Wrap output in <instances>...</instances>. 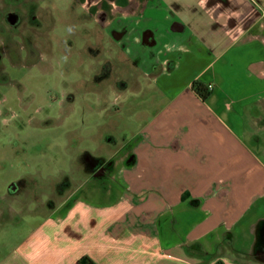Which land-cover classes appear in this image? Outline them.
<instances>
[{"label": "crops", "instance_id": "obj_1", "mask_svg": "<svg viewBox=\"0 0 264 264\" xmlns=\"http://www.w3.org/2000/svg\"><path fill=\"white\" fill-rule=\"evenodd\" d=\"M97 1L94 183H0V264H264V0Z\"/></svg>", "mask_w": 264, "mask_h": 264}, {"label": "rangeland", "instance_id": "obj_2", "mask_svg": "<svg viewBox=\"0 0 264 264\" xmlns=\"http://www.w3.org/2000/svg\"><path fill=\"white\" fill-rule=\"evenodd\" d=\"M91 2L98 1L0 0L3 185L20 179L30 182L33 176L24 177L27 172L32 174L27 166L37 165L43 167L44 179L37 176L41 183L59 179L62 192L83 191L94 183H88L79 170L80 162L86 156H96L100 162L97 154L111 115L101 112L108 98L111 103L116 98L98 88V80L96 84L90 72L81 74L87 72L89 60L84 57L89 45L97 50L104 42L99 29L91 24ZM91 71L99 78L96 66ZM85 77L91 81L86 82ZM86 87L94 90L85 92ZM74 89L79 92L73 93ZM66 180L71 186H66Z\"/></svg>", "mask_w": 264, "mask_h": 264}, {"label": "trees", "instance_id": "obj_3", "mask_svg": "<svg viewBox=\"0 0 264 264\" xmlns=\"http://www.w3.org/2000/svg\"><path fill=\"white\" fill-rule=\"evenodd\" d=\"M192 89L194 92L202 99L206 100L209 96V91L206 89V87L198 82H194L192 84ZM77 264H96L91 258L88 256H83L78 259ZM215 264H221L220 262H217Z\"/></svg>", "mask_w": 264, "mask_h": 264}, {"label": "built area", "instance_id": "obj_4", "mask_svg": "<svg viewBox=\"0 0 264 264\" xmlns=\"http://www.w3.org/2000/svg\"><path fill=\"white\" fill-rule=\"evenodd\" d=\"M205 87H206V89H207L208 91L212 88L211 84H208V85H206Z\"/></svg>", "mask_w": 264, "mask_h": 264}, {"label": "flooded vegetation", "instance_id": "obj_5", "mask_svg": "<svg viewBox=\"0 0 264 264\" xmlns=\"http://www.w3.org/2000/svg\"><path fill=\"white\" fill-rule=\"evenodd\" d=\"M85 159H86V157H85ZM100 171H97V173H99Z\"/></svg>", "mask_w": 264, "mask_h": 264}]
</instances>
